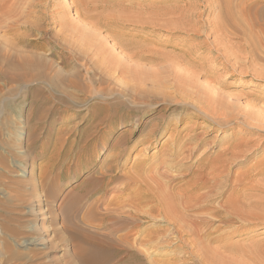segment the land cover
<instances>
[{"label":"rangeland","instance_id":"374dc122","mask_svg":"<svg viewBox=\"0 0 264 264\" xmlns=\"http://www.w3.org/2000/svg\"><path fill=\"white\" fill-rule=\"evenodd\" d=\"M21 1L30 7L32 22L40 26V31L25 33L21 29L16 34L23 33L27 39L36 40L42 48L20 45L13 40L15 34L6 36L0 31V63L6 64L8 54H31L36 62L31 70L41 76L32 84L9 82L0 77V264H81L76 257L79 248L88 250L93 245L84 234L95 233L101 237L111 231L109 225L99 221L107 199L116 196L113 201L121 203L123 200L124 208H130L127 212L124 209L126 216L137 208L128 194L138 188L127 185V175L146 181L147 174L154 172L153 177L160 180L162 174L159 173L163 169L159 161L153 160V152L170 140L168 135L179 132L184 139L195 122L197 133L204 131L202 134L207 135L208 128L202 126L211 124L202 120L194 107L207 86L227 100L231 97L230 102L239 100L238 106L234 104L237 110L247 106L248 112L263 113L264 98L260 102L253 101L264 94V59L246 62L247 42L243 43L241 36L246 30L254 31L248 32L257 35V39L255 36L251 39L246 33L252 40H249L250 45L252 42L259 47L255 50H260L257 53L264 58V2L260 4L264 0H258L257 4H253L257 0ZM40 14L43 16L39 17ZM250 45L249 48L254 47ZM207 51H212L217 59ZM106 55L111 56L112 61L116 57L112 62L116 67L111 66ZM241 58L243 61L237 60ZM201 66L212 72L206 75L199 69ZM236 109L233 106L235 115L241 111ZM241 112L237 115L238 121L233 122L234 128L219 130L220 136L211 150H218L229 141L237 142L241 137L246 143L248 140L246 147L238 149L250 151L249 160L238 171L241 174H230L227 178V174H222L224 185L217 190L219 193L216 191L217 202L226 200V211L233 210L228 223L220 225L206 210L202 217L208 219V225L213 224L211 235L196 241L184 233L186 236L181 243L176 235H169L167 229L171 228L161 219L153 221L149 213L143 214L148 208L141 204L137 213L131 212L139 214V228L133 227L130 217V223L119 233L128 236V249L140 257L130 264L155 261L156 264H178L179 256L184 255L183 244L186 252L193 249L194 259L190 264H199L206 255L207 264H264V162L260 167L262 173L253 168L258 161H264V133L250 130L241 118L246 110ZM165 122L169 126L162 133ZM157 129L153 148L143 151V146L135 144L145 132ZM213 134L214 131L208 133V141ZM239 165L237 162L233 169ZM248 167L251 172L243 174ZM134 172L137 176L132 177ZM169 172L172 173L166 175L176 176L177 181L188 179H181L183 174L176 171ZM100 177L112 178L108 196L95 192V181ZM148 183L154 187L152 182ZM80 190L90 194L82 199ZM99 198H103V203ZM175 199V207H179L180 200L177 196ZM112 206L109 209L114 210L115 205ZM212 207L218 209L216 203ZM149 230H160L154 236L159 237L160 242L151 244L153 247L141 243L135 234ZM216 237L219 241L212 242L211 238ZM141 246L148 249V254ZM219 256L227 260L224 262Z\"/></svg>","mask_w":264,"mask_h":264},{"label":"bare ground","instance_id":"6f19581e","mask_svg":"<svg viewBox=\"0 0 264 264\" xmlns=\"http://www.w3.org/2000/svg\"><path fill=\"white\" fill-rule=\"evenodd\" d=\"M66 2V0L64 1ZM68 2V1H67ZM221 2V1H220ZM264 1H260V4L263 3ZM259 3V1L257 0L256 2H253V4H257ZM218 4V2H217ZM252 4V3H251ZM252 4V6H254ZM259 4V5H260ZM28 4H24L22 3V1H15V0H0V31L3 32L4 35H8V34H15L13 37V40L16 41V43L23 45V46H30L32 48H37V49H41V45L36 41V40H31V39H27L25 37V35L22 34H16L18 31H20L21 29H24L25 33H31L33 31H40L39 27L36 23L32 22L33 16L30 12V7L27 6ZM30 5V4H29ZM68 5V4H67ZM264 6V4H262ZM34 6V5H33ZM222 6V5H221ZM229 7V6H228ZM231 7V5H230ZM229 7V8H230ZM249 7V6H248ZM32 8V7H31ZM66 8V7H65ZM225 8V6H224ZM223 8V9H224ZM262 8V6H261ZM264 8V7H263ZM262 8V9H263ZM188 9V8H187ZM235 10V9H233ZM43 11V10H42ZM247 11V10H246ZM195 12V11H194ZM218 12V11H217ZM227 12V11H226ZM248 12V11H247ZM41 13V12H40ZM231 13V12H230ZM241 13V12H240ZM38 14V12H37ZM36 14V15H37ZM60 14V13H59ZM189 14V13H188ZM34 15V14H33ZM39 15V14H38ZM42 14H40L39 17H41ZM62 18L64 13L61 14ZM196 15V13L194 14ZM213 15V14H212ZM229 15V14H228ZM242 15V14H240ZM43 16V15H42ZM65 16V15H64ZM190 16L191 13H190ZM38 17V19H39ZM61 17V16H60ZM197 17V16H196ZM66 18V17H65ZM64 18V19H65ZM241 18V17H240ZM35 19V18H34ZM37 19V20H38ZM56 19V18H55ZM61 20V18H59ZM227 19V18H226ZM234 19V18H233ZM36 20V22H37ZM41 20V19H40ZM39 20V21H40ZM43 20V19H42ZM59 20V22H61ZM63 20V19H62ZM99 20V19H98ZM34 21V20H33ZM44 21V20H43ZM57 21V20H55ZM64 21V20H63ZM66 21V20H65ZM42 22V21H41ZM240 22V21H239ZM237 23V22H236ZM41 23H39L40 25ZM216 25V23H213ZM212 24V25H213ZM240 24V23H239ZM238 24V25H239ZM218 25V24H217ZM222 26V25H221ZM224 26V25H223ZM213 27V26H211ZM215 27V26H214ZM239 27V26H238ZM237 27V29H238ZM248 27V26H246ZM245 27V28H246ZM220 28V26H219ZM218 27H216L215 29H219ZM222 28V27H221ZM242 29V27H239ZM224 29V27H223ZM236 29V28H234ZM247 29V28H246ZM245 29V30H246ZM181 30V29H180ZM233 30V29H232ZM239 30V29H238ZM213 31V29H212ZM237 31V30H236ZM247 31V32H246ZM244 32V34H240V36L242 37L241 39H243V43L247 42V46H245V52L246 54L248 53V57L245 58L246 62L247 61H254L258 60V59H264L262 58L260 55H258V49H260L259 47H256V45L251 42L250 45V41H252L251 36L249 34V30H246ZM249 31V32H248ZM194 32V30H193ZM219 32V31H218ZM223 32V31H222ZM234 32V31H233ZM254 32V31H253ZM252 32V33H253ZM197 33V31H196ZM199 33V32H198ZM208 33V32H207ZM211 33V32H210ZM213 33V32H212ZM217 33V32H216ZM239 32H236L237 35ZM248 33L250 35L247 36ZM251 33V32H250ZM251 33V34H252ZM201 34V33H200ZM209 34V33H208ZM215 33H213L212 35H214ZM223 34L225 35V32H223ZM233 34V33H232ZM3 35V36H4ZM236 35V36H237ZM208 36V35H207ZM234 36V34H233ZM232 36V37H233ZM240 36H237L240 38ZM257 39V35H254L252 37H254ZM2 37V36H0ZM209 37V36H208ZM219 37V36H218ZM224 36L222 35L221 38H223ZM231 37V39L229 40H233V38ZM192 38V37H191ZM230 38V37H228ZM115 39V38H114ZM238 39V38H237ZM214 40V39H213ZM240 41V40H239ZM255 41V40H254ZM262 41L263 38H262ZM237 42V40H236ZM249 42V43H248ZM213 43V42H212ZM228 43V42H227ZM226 43V44H227ZM238 43V42H237ZM241 43V42H240ZM259 43V41H258ZM257 44V46H259V44ZM219 44V43H218ZM250 46H254L253 48H249ZM100 45V44H99ZM204 45V43H203ZM215 45V44H212ZM217 45V44H216ZM43 46V45H42ZM95 46V45H94ZM201 46V45H199ZM235 48H240V47H236V45H234ZM239 46V45H238ZM204 47V46H203ZM206 47V46H205ZM215 47V46H213ZM97 48V47H96ZM202 48V46H201ZM217 48V46H216ZM231 48V47H230ZM255 48H258L257 52L255 50ZM98 49V48H97ZM96 49V50H97ZM212 49V48H211ZM218 49V48H217ZM216 49V51H217ZM103 50V48H102ZM204 50V49H203ZM202 50V51H203ZM215 50V49H214ZM232 49H229L228 51H231ZM101 51V50H100ZM209 51V49H208ZM207 51V52H208ZM222 51V50H220ZM225 51V49H224ZM227 51V50H226ZM227 51V52H228ZM264 51V50H263ZM219 52V51H218ZM232 52V51H231ZM244 52V53H245ZM97 53V51H96ZM105 53V52H104ZM109 53V52H108ZM107 53V54H108ZM203 53V52H202ZM221 53V52H220ZM224 53V52H222ZM238 55H240V49L239 52L237 50ZM184 54V53H183ZM199 54V53H197ZM215 54V53H214ZM231 54V53H230ZM260 54V53H259ZM103 55V54H102ZM111 55V54H110ZM109 55V56H110ZM201 55V54H200ZM203 55V54H202ZM208 55L210 56H214L212 51L208 52ZM225 55V54H224ZM112 56V55H111ZM111 56L108 58L107 55V59L108 62L109 60H111V64L112 62H115L116 57H115V61H112ZM114 56V55H113ZM182 56V55H181ZM237 55H235L236 57ZM62 57V56H61ZM197 57V56H196ZM209 57V56H208ZM207 57V58H208ZM217 57V54H216ZM220 57H223L220 56ZM231 57V56H230ZM234 57V58H235ZM240 57V56H237ZM236 57V58H237ZM242 57V56H241ZM111 58V59H110ZM203 58V57H202ZM211 58V57H210ZM214 58V57H213ZM212 58V59H213ZM219 58V57H218ZM229 58V57H228ZM228 58L225 60L227 61ZM235 58V59H236ZM243 58V57H242ZM241 59H237V60H242ZM6 59V64H1L0 63V77L6 79V81L9 82H24L27 84H32L35 82H38V80H40V76L36 75L35 73L32 72L31 67L33 66L34 63V56H32L31 54H25V55H21V54H16L14 55H6L5 57ZM141 59V58H140ZM143 59V58H142ZM149 59V58H148ZM217 58H214V60ZM221 59V58H220ZM152 60V59H151ZM223 60V59H222ZM104 61V59H103ZM148 61V60H146ZM197 61V60H196ZM213 61V60H212ZM243 61V60H242ZM241 61V62H242ZM107 62V61H105ZM107 62V64H108ZM109 62V63H110ZM222 62V61H221ZM224 62V61H223ZM237 62V61H236ZM196 63V62H195ZM250 63V62H249ZM109 64V68L111 66H115L116 67V63L114 64ZM190 64V63H189ZM192 64V63H191ZM202 64V63H201ZM111 65V66H110ZM119 65V64H118ZM151 65V64H150ZM187 65V64H186ZM198 65V63H197ZM223 65V64H222ZM108 66V65H107ZM194 66V65H193ZM203 66V65H202ZM200 67L199 69L202 68V70L205 72L206 75L210 74L212 71L211 69H207L204 67ZM208 66V65H207ZM211 66V65H210ZM218 67V66H217ZM113 68V67H112ZM212 68V67H210ZM198 69V68H197ZM213 69V68H212ZM215 69V68H214ZM224 69V68H223ZM120 70V69H119ZM142 70V69H141ZM124 71V70H123ZM121 69V72H123ZM215 71V70H214ZM120 72V71H119ZM139 72V71H137ZM137 74V73H136ZM140 74V73H139ZM201 74V73H200ZM133 75V74H132ZM249 75V74H248ZM255 76V75H254ZM134 78V77H133ZM260 78V77H259ZM253 80V79H252ZM260 80V79H259ZM264 80V79H263ZM198 81V80H197ZM218 81V80H217ZM241 82V81H240ZM252 82V81H251ZM196 84V83H194ZM220 84V82H219ZM184 85V84H183ZM223 85V84H222ZM255 85V84H254ZM194 86V85H193ZM208 87V86H207ZM205 90V86H204V90L205 92H203L204 90L201 91V93L203 92L202 96L200 99L197 100L196 104H195V109L197 110V113L199 114V117H201L202 120L208 121L211 126L207 124L205 126H202V128L207 129V135L210 131H214L215 135H212V140L208 141L205 133L202 134L203 132H198L197 133V129H198V125L195 123H193V125H191L190 129H188L187 132V137L182 139L179 135V132H177L176 135H171V136H167L170 140H168V142H165L166 144H164L162 146V149H158L156 151L153 152V160L159 161V166L162 167V172H161V168H160V172L159 174H162V178L159 180L155 179V177H153L154 172L151 174H147L149 176H147L149 178V181L152 182L154 185V187H152L148 182H147V177L144 176V178L146 177V181L143 180H139L137 179V177H133L135 172L131 175L134 179L131 178V176L127 175L128 177H124V180L126 178L125 181L128 180L127 185H136L138 190L133 192V193H129V197L131 199H133L132 201H135L137 208L138 206H141V204L145 205V208H148V211L142 210L143 214H147L149 213V217L152 218L153 221L157 220V218L161 219L163 221V223L166 224V226H169L171 229H167L169 231V235L170 236H177V238L181 241V243H183L184 238L183 236H186V234L184 235V233L189 234L190 236L194 237L196 239V241L198 240H202L206 237H209V235H211L212 231V226L208 225L209 222L207 220H205L203 217V213L204 211H208V213L210 212V214L213 215V217H215L217 219V223H219L220 225H224L228 223V219L231 218L232 214H233V210L232 212H228L226 211L228 208V204L225 203L226 200H223V203H219L217 202V198L219 197V194L216 193L217 190H219L220 188H222V184L224 185V183H222L221 181V177L223 176L222 174H227L226 178L230 176V174H241L238 173L239 170L243 169V163L247 162L249 159L248 155L250 153V151H245V147L247 143L246 141H243L241 138H239L240 140H238L237 142H226L225 145L223 143V145L220 146V148L218 150L215 151H211L212 149H214V145H215V141L218 140V137L220 136V131L219 130H224L225 128H229L232 129L233 127V122L234 120H237V115L240 114V112L242 110H246V112H244V115H241V118L247 123L248 128L250 130H257L260 133H264V118L262 119V115H264V111H262L263 113H252L248 112L245 107V109H238L240 112L235 115L234 111H233V106L234 109L235 108V103L237 105L238 101L235 102L234 100H232V102H230L229 100H231V97L229 100L225 99L223 96L218 95L217 93L213 91H210L209 89ZM198 88V87H197ZM203 88V87H201ZM29 89V88H28ZM215 89V88H214ZM196 90V89H195ZM218 92V90H215ZM99 93V92H98ZM198 93V91L196 92ZM200 93V94H201ZM209 93V94H208ZM221 93V92H219ZM34 94V93H33ZM185 95V94H184ZM223 95V94H222ZM264 95V94H263ZM263 95H259L258 97H255L254 101L252 98L253 103L256 102H260L262 101V99L264 98ZM194 96V95H193ZM200 97V95H198ZM226 96V95H225ZM184 97V96H183ZM227 97V96H226ZM192 99V98H191ZM193 100V101H196ZM200 100V101H199ZM237 100V99H236ZM249 100V99H248ZM234 101V102H233ZM250 102V101H249ZM247 102V103H249ZM194 103V102H193ZM259 104V103H258ZM264 104V103H263ZM261 104V106L263 105ZM250 107L251 105L248 104ZM253 105V104H252ZM238 106V105H237ZM183 107V106H182ZM264 107V106H263ZM263 107H261L263 109ZM255 108V107H254ZM257 109V108H256ZM237 110V109H236ZM237 110V111H238ZM250 110V109H249ZM252 110V109H251ZM264 110V109H263ZM182 111V110H181ZM237 111L235 113H237ZM259 111V110H258ZM186 112V111H185ZM129 113V112H128ZM127 113V114H128ZM195 113V112H194ZM242 113V112H241ZM243 114V113H242ZM174 115V114H173ZM104 116V115H103ZM178 118V117H177ZM137 120V118H136ZM91 121V120H90ZM102 121V120H101ZM239 121L241 122V120L239 119ZM177 122V121H176ZM190 122V121H189ZM204 122V121H203ZM243 122V121H242ZM97 123H99L97 121ZM170 123V122H169ZM244 123V122H243ZM100 124V123H99ZM236 124V123H235ZM239 124V123H238ZM165 126H163L162 128V133L166 132L167 130V126H169L168 123L165 122V124H163ZM237 125V124H236ZM245 125V124H244ZM246 125V126H247ZM175 126V125H174ZM189 126V125H188ZM237 127V126H236ZM235 127V128H236ZM159 128V127H158ZM189 128V127H188ZM154 129V128H153ZM247 129V128H246ZM152 130V128L150 129ZM158 131V129L155 131H150L148 133H144L140 139L135 142V144H139L141 146H143V151H146L148 149L153 148L154 144L156 143V132ZM172 131V130H171ZM206 131V130H205ZM254 131V130H253ZM242 132V131H241ZM258 132V133H259ZM170 133V132H169ZM233 133V132H232ZM245 133V132H243ZM249 133V130L248 132ZM251 133V132H250ZM249 133V134H250ZM257 133V132H256ZM259 133V134H260ZM171 134V133H170ZM255 134V133H253ZM259 134H257L256 136H258ZM161 135V134H160ZM224 135V134H223ZM245 135V134H244ZM261 135V134H260ZM232 136V135H231ZM230 136V137H231ZM255 136V137H256ZM263 136V135H262ZM172 137V138H171ZM239 137V136H238ZM237 137V138H238ZM244 137V136H243ZM182 140H181V139ZM235 138V137H234ZM258 138V137H257ZM262 138V137H261ZM259 139L260 142L263 139ZM228 139V138H227ZM226 139V140H227ZM254 139V138H253ZM167 140V139H166ZM246 140V139H245ZM251 139H249L250 141ZM257 140V139H256ZM254 141V140H253ZM255 142V141H254ZM253 142V143H254ZM250 143V142H249ZM263 143V142H262ZM251 144V143H250ZM257 144V143H256ZM264 144V143H263ZM116 145V144H115ZM244 147V149L241 148V150H244V152H240L238 149L240 147ZM249 145V144H248ZM247 145V146H248ZM253 145V144H252ZM259 145V144H258ZM216 146V145H215ZM251 146V145H250ZM255 146V145H254ZM253 147V146H251ZM126 148V147H125ZM113 149V148H112ZM155 149V148H154ZM249 149V148H248ZM247 149V150H248ZM255 149V148H253ZM251 150V148H250ZM120 151V150H119ZM129 151V149H128ZM257 151V150H256ZM142 152V151H141ZM128 153V152H127ZM139 153V152H138ZM253 153V152H252ZM120 154V153H119ZM128 155V154H127ZM253 155V154H252ZM116 157V156H115ZM121 158V156H120ZM117 159V158H116ZM113 160V159H112ZM263 160V159H262ZM140 161V160H139ZM155 161V162H156ZM113 162V161H112ZM237 162H240V165L236 168L233 169V166H235V164ZM264 161H258L257 164H255L256 166L254 168V170L256 171V169H260L261 164ZM189 164V165H188ZM157 165V166H158ZM264 165V163H263ZM142 166L141 163L139 165V167ZM154 167V166H153ZM111 168V167H110ZM109 168V169H110ZM130 168V167H129ZM150 168V167H149ZM155 168V167H154ZM142 169V168H141ZM112 170V169H111ZM130 170V169H129ZM151 169H149L150 171ZM154 170V169H152ZM148 171V172H149ZM157 171V170H156ZM169 171H173V172H178V174H183L181 175V179L183 178H188L187 180L184 181H177L176 176L175 178L169 177L166 174L172 173ZM244 171V170H243ZM261 171V169H260ZM263 171V170H262ZM261 171V173H262ZM112 172V171H111ZM129 172V171H128ZM131 172V171H130ZM140 172V171H139ZM159 172V171H158ZM155 172V173H158ZM240 172V171H239ZM242 172V171H241ZM251 172V167L243 173V174H249ZM102 173V172H101ZM138 173V172H137ZM143 173V172H142ZM150 173V172H149ZM104 174V172H103ZM106 174V173H105ZM104 174V175H105ZM127 174V173H126ZM102 175V176H104ZM136 175V174H135ZM115 176V175H114ZM137 176V175H136ZM109 177V176H108ZM107 177V178H108ZM140 177V176H138ZM143 177V175H142ZM225 177V176H224ZM235 177V176H234ZM110 178V177H109ZM105 179L104 177H100L97 178L95 181V192L96 193H100L102 192L103 194H106L108 196V193L110 190H108V185L109 183L112 181L111 179ZM223 178V177H222ZM121 179V178H120ZM240 179V178H239ZM123 180V181H124ZM229 181V180H228ZM227 180L225 182H228ZM115 182V181H114ZM179 182V183H177ZM224 182V181H223ZM122 183V182H121ZM234 183V181L232 182V184ZM124 184V182H123ZM226 184V183H225ZM126 185V186H127ZM231 185V184H230ZM135 186V187H136ZM226 186V185H225ZM233 186V185H232ZM236 187V185H235ZM224 188V187H223ZM123 191V190H122ZM134 191V190H133ZM221 191V190H220ZM229 191V190H227ZM225 190V192H227ZM130 192V191H129ZM218 192V191H217ZM222 192V191H221ZM235 192V191H234ZM116 193V192H115ZM119 193V192H118ZM117 193V195H118ZM216 193V194H214ZM219 193V192H218ZM90 193L86 192L85 190H80V198H86V196H88ZM120 194V193H119ZM225 194V193H224ZM229 195V193L227 194ZM225 195V196H227ZM127 196V195H126ZM177 196V199L180 200L179 202V207H175V198ZM221 196V195H220ZM102 197V196H101ZM113 197L116 196H112L111 199L110 197L107 199L106 202V207H104L103 210V214L102 216H100V223L102 225H109L110 226V233H108L107 235H102L100 237L99 234H84L85 238L88 239V241L90 240V242L93 243V245L91 246L90 249L86 250L84 248H79V252L76 253V257L79 259L81 264H130V262H132L133 259H139L138 256L133 252L130 251L128 249V242H129V238L128 236L119 234L121 232L124 231V228L126 227V225L128 223H130V217H132V225L134 228H139L138 225V218L137 215H134L132 213H137V208H134L135 204H133V208H134V212L130 211V214H128L127 216L124 215V205L122 204L124 201L121 200L119 203V201H117L116 199L113 201ZM119 197V196H118ZM121 197V196H120ZM224 197V196H223ZM222 197V198H223ZM105 198H107L105 196ZM104 198V200H105ZM221 198V197H220ZM219 198V199H220ZM227 198V197H225ZM120 199V198H119ZM130 199V200H131ZM103 198H99L98 201H100L101 203H103ZM131 201V202H132ZM130 202V203H131ZM129 203V204H130ZM133 203V202H132ZM218 206V209H215V207L213 208L212 205L215 204ZM98 204V203H97ZM178 204V203H177ZM115 205V209L111 210L109 209L110 206ZM123 205V206H120ZM128 205V204H127ZM231 205V204H230ZM97 206V205H96ZM130 206V205H129ZM113 207V206H112ZM111 207V208H112ZM126 207V206H125ZM128 208V207H127ZM132 208V205H131ZM143 208V207H142ZM231 208V207H229ZM234 208V207H233ZM231 208V209H233ZM130 208L126 209L129 210ZM230 209V210H231ZM237 209V208H236ZM98 211V210H97ZM132 212V213H131ZM140 212V210H139ZM141 212V213H142ZM129 213V212H128ZM232 213V214H231ZM235 214V213H234ZM100 215V214H99ZM162 215V216H161ZM161 216V218H160ZM203 216V217H202ZM234 216V215H233ZM206 217V216H205ZM210 217V216H209ZM229 217V218H228ZM140 218V217H139ZM207 218V217H206ZM214 220V219H212ZM232 220V219H231ZM98 222V221H97ZM231 222V221H230ZM125 226V227H124ZM128 227V226H127ZM132 227V228H133ZM106 228V227H105ZM108 228V227H107ZM214 228V227H213ZM158 231L160 230H149V231H145L142 233H135L137 237H140L138 240H140V242L142 243H147L148 245H155V242L159 244L160 239L159 237H154ZM107 232V230H106ZM134 232V231H133ZM132 232V233H133ZM166 232V231H165ZM164 232V235H165ZM134 234V235H135ZM141 234V235H140ZM129 235V233H128ZM157 236V235H156ZM167 236V235H166ZM162 237V236H161ZM160 237V238H161ZM164 237V236H163ZM102 238V239H101ZM165 238V237H164ZM168 238V237H167ZM171 238V237H170ZM173 239V238H172ZM219 237L217 238H211L212 242H215L216 240H218ZM168 240V239H167ZM166 242V240H164ZM170 241V240H169ZM219 241V240H218ZM165 242L163 244H165ZM168 242V241H167ZM200 243H202L201 241H199ZM185 243V242H184ZM197 244V242H196ZM28 245V244H27ZM146 245V244H145ZM153 245H151V247H153ZM166 245V244H165ZM194 245V244H193ZM202 245V244H201ZM205 245V244H204ZM140 246V245H138ZM147 246V245H146ZM158 246V245H157ZM142 249L148 254L147 252V248L145 249V247L141 246ZM140 247V248H141ZM180 247V246H179ZM183 249V256H179L178 258V264H190V260H193L192 257L193 254L191 252H186L184 250V248L186 247V245L184 246V244L181 246ZM180 247V248H181ZM196 247V246H195ZM207 247V246H206ZM139 248V249H140ZM156 248V247H155ZM192 248V245H191ZM137 249V248H136ZM195 249V248H194ZM203 249V248H202ZM208 249V248H207ZM151 250V249H150ZM153 250V249H152ZM181 250V249H180ZM205 250V249H204ZM203 251V250H202ZM150 252V251H149ZM206 252V251H205ZM179 253V252H178ZM198 253V251H197ZM207 253V252H206ZM138 254V253H137ZM181 254V253H179ZM213 254V252L211 253ZM139 255V254H138ZM174 255V254H173ZM200 255V254H198ZM203 255V254H201ZM215 255V254H214ZM213 255V256H214ZM219 255V254H218ZM197 257V256H196ZM205 257V256H204ZM207 257V255H206ZM203 258L202 260H200L199 264H207V258ZM220 257V256H219ZM217 257V258H219ZM225 257V256H224ZM223 257V258H224ZM214 258V257H213ZM216 258V257H215ZM214 258V259H215ZM216 258V259H217ZM221 258V257H220ZM221 258L223 261L227 260L226 258ZM220 259V260H221ZM141 260V259H140ZM139 260V261H140ZM147 260V259H146ZM218 260V259H217ZM217 260H215V263L217 262ZM219 260V261H220ZM221 260V262H222ZM144 261V260H143ZM163 261V260H162ZM172 261V260H171ZM147 262H149L147 260ZM170 262V261H169ZM177 262V261H176ZM225 262V261H224ZM140 263V262H139ZM146 263V261H145ZM167 263V262H166ZM165 263V264H166ZM192 263V262H191ZM197 263V262H196ZM220 263V262H219ZM218 263V264H219ZM136 264V263H135ZM142 264V263H141ZM149 264H156L153 262H149ZM168 264V263H167ZM212 264V263H211ZM226 264V263H224Z\"/></svg>","mask_w":264,"mask_h":264}]
</instances>
